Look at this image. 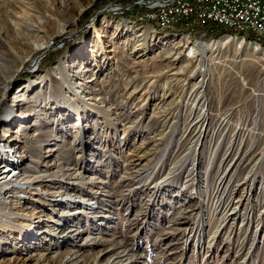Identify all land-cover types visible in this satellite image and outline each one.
<instances>
[{
    "label": "rangeland",
    "instance_id": "obj_1",
    "mask_svg": "<svg viewBox=\"0 0 264 264\" xmlns=\"http://www.w3.org/2000/svg\"><path fill=\"white\" fill-rule=\"evenodd\" d=\"M36 1L27 5L37 16L21 23L38 27L31 39L44 47L13 78L6 99L27 83L22 93L41 99L42 113L30 123L0 119V170L8 154L18 174L39 171L43 180L5 197L0 264H264V60L209 50L196 75L178 65L181 73L171 76L172 46L162 36L208 42L225 35L157 32V22L137 16L148 0H60V16L52 0ZM11 2L0 0L6 37L16 21ZM74 3L84 8L73 12ZM123 21L154 33L143 38L115 26ZM83 39L100 63L84 61L91 71L78 77L95 79L82 94L92 107L105 104L101 113L51 71L65 55L62 65L78 63ZM133 43L141 44L136 54ZM55 52L56 61L41 66Z\"/></svg>",
    "mask_w": 264,
    "mask_h": 264
},
{
    "label": "bare ground",
    "instance_id": "obj_2",
    "mask_svg": "<svg viewBox=\"0 0 264 264\" xmlns=\"http://www.w3.org/2000/svg\"><path fill=\"white\" fill-rule=\"evenodd\" d=\"M11 1L13 13L10 14L11 17L16 20L12 23L13 33H11V35H8V37L2 36V34L0 33V119L9 124L12 121L16 120H20L23 123H30V118L42 113L40 109H36V107H40V104L42 105V100L40 99L39 101H32L26 99L25 94L22 93V90L26 86H28L27 83L20 86L22 88L18 90V92L11 99L10 103H7L6 94L10 83L12 82L13 78L23 69V66L27 59L30 58L31 55L38 49H42L44 45L37 44L34 40L31 39L32 33L38 32V27L33 25L34 23L28 25L27 23H21V18H24L25 16H37L38 12H35L34 9L27 5V2H32L34 0ZM150 1H155L156 4H166L172 0ZM58 5L59 7L62 6L60 0H52L50 10L52 12H57L58 16H60V11H57ZM73 5V12L77 11L79 13L84 8V6L78 3H74ZM16 8L18 10H16ZM63 11L64 9H61V14ZM18 13H20V16L18 15ZM76 17L77 16H72L71 22H75ZM115 26H119L121 29H125V31L136 33L137 36L143 38L147 37L149 34L154 33L153 29L150 26H141L125 21L118 22ZM230 28L234 29V27ZM235 30L250 32V28H244V25H235ZM162 37L166 44L172 46V49H170V51L166 55V59H168L171 63V67L168 73V75L171 76H176L181 73V71H175L178 68V65L179 67H182L184 69V72H187V74L190 73L189 76L196 75L195 73L197 72V70H194L195 63L201 61L203 53L209 50L212 51L231 48L237 52L240 51L249 54L251 57H253V59H256L257 62H263L264 60V48L254 43H246L242 39L243 37L234 38L232 36L225 35L217 40H210L208 42L192 41L188 38L187 35H164ZM261 37L264 38V36ZM97 38H100V33ZM139 45L141 44L136 45L133 43L132 45V49H136L134 52L135 54L140 51V49L137 48V46ZM78 47L77 48L81 50L79 55L77 56L79 58H77L78 63L73 62L62 65V60L67 56L65 55L63 59H60L52 67L51 71L60 72V79L62 80L63 85L68 88V91L73 94L77 101H81L83 104L88 105V107H92L89 102H86L84 98L85 96H83L82 93L84 92V90L88 89V86L86 84L93 82L95 78L92 76H87L85 77V79H81V77H78V72L80 71V69L86 71L87 73L88 71H91L84 64V61L88 58H91L92 61L97 60L96 58L98 53L94 52V50L92 49L93 46L86 44V41L84 39L79 42ZM137 57H139V55H137ZM182 60H187L188 64L181 65L180 62H182ZM98 62L100 63V61L97 60V63ZM58 89H61V85L58 86ZM58 97L63 98L61 94H59ZM58 97H55V99L58 100ZM20 102L22 103L19 104ZM71 106H74V104L72 105V103H69V105L66 107L69 108ZM104 107L105 104H93L92 109H95L97 112L101 113V109L104 110ZM63 118L66 119V117ZM45 122L47 121L45 120ZM31 125H36V123H32ZM21 129L22 128H19V130H16V132L22 131ZM7 135L8 133L4 134V136ZM29 148L30 146L27 147L26 151H28ZM4 157L5 161H7L8 163L3 166V169L0 170V207L2 205L4 206V204L6 203L5 200L9 198L7 195L11 189H18L20 192H22L26 188L33 187L43 180V174H41L39 171L25 170L21 174H18L19 171H16L19 168L17 167V162H15L13 159H10L8 154L4 155ZM10 157H12V155H10ZM2 195L4 198H2ZM6 196L7 198H5ZM87 205H91L89 206V208H93L92 203H88ZM237 212L238 206L235 205L231 209L230 214L234 215Z\"/></svg>",
    "mask_w": 264,
    "mask_h": 264
},
{
    "label": "built area",
    "instance_id": "obj_3",
    "mask_svg": "<svg viewBox=\"0 0 264 264\" xmlns=\"http://www.w3.org/2000/svg\"><path fill=\"white\" fill-rule=\"evenodd\" d=\"M140 4L148 10L141 9L137 16L147 14L161 27L173 26L177 19L193 14L201 22L211 20L234 30L235 25H244L250 32L264 36V0H172L166 4L148 0Z\"/></svg>",
    "mask_w": 264,
    "mask_h": 264
},
{
    "label": "trees",
    "instance_id": "obj_4",
    "mask_svg": "<svg viewBox=\"0 0 264 264\" xmlns=\"http://www.w3.org/2000/svg\"><path fill=\"white\" fill-rule=\"evenodd\" d=\"M155 29L157 32L160 33H188L190 35H202V36H209L211 38H218L222 35H229V36H236V37H243L246 40L256 42L261 46H264V38L254 34L252 32H242L234 30L230 27L221 25L215 21H206L201 22L197 16L190 15L186 18H183L179 23L175 24L174 26H167L161 27L160 25H156ZM59 52V51H58ZM49 53L48 55L44 56L42 59V65L45 67L51 66L56 59L58 58L60 53Z\"/></svg>",
    "mask_w": 264,
    "mask_h": 264
}]
</instances>
